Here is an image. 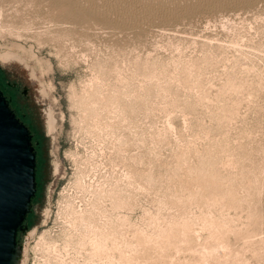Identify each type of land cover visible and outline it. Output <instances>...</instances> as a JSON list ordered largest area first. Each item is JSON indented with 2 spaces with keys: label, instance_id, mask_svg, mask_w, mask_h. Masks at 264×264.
Here are the masks:
<instances>
[{
  "label": "rangeland",
  "instance_id": "rangeland-1",
  "mask_svg": "<svg viewBox=\"0 0 264 264\" xmlns=\"http://www.w3.org/2000/svg\"><path fill=\"white\" fill-rule=\"evenodd\" d=\"M0 89L17 264H264V0H0Z\"/></svg>",
  "mask_w": 264,
  "mask_h": 264
},
{
  "label": "water",
  "instance_id": "water-1",
  "mask_svg": "<svg viewBox=\"0 0 264 264\" xmlns=\"http://www.w3.org/2000/svg\"><path fill=\"white\" fill-rule=\"evenodd\" d=\"M35 154L28 127L15 115L0 89V264H17L35 191Z\"/></svg>",
  "mask_w": 264,
  "mask_h": 264
},
{
  "label": "flooded vegetation",
  "instance_id": "flooded-vegetation-1",
  "mask_svg": "<svg viewBox=\"0 0 264 264\" xmlns=\"http://www.w3.org/2000/svg\"><path fill=\"white\" fill-rule=\"evenodd\" d=\"M52 121H53V118H52L51 112L49 111L48 114H47V125H48L49 128H51L52 125H53Z\"/></svg>",
  "mask_w": 264,
  "mask_h": 264
},
{
  "label": "bare ground",
  "instance_id": "bare-ground-1",
  "mask_svg": "<svg viewBox=\"0 0 264 264\" xmlns=\"http://www.w3.org/2000/svg\"><path fill=\"white\" fill-rule=\"evenodd\" d=\"M232 2V1H231ZM194 7V6H193ZM74 8V7H73ZM41 239V238H40ZM42 240V239H41ZM101 241H102V239H101ZM102 243V242H101ZM38 244V243H37ZM105 244V243H104ZM39 245H40V243H39ZM43 245V244H42ZM45 246V245H44ZM32 247V246H31ZM35 248V247H34ZM101 248V247H100Z\"/></svg>",
  "mask_w": 264,
  "mask_h": 264
},
{
  "label": "trees",
  "instance_id": "trees-1",
  "mask_svg": "<svg viewBox=\"0 0 264 264\" xmlns=\"http://www.w3.org/2000/svg\"><path fill=\"white\" fill-rule=\"evenodd\" d=\"M17 235H18V233H17Z\"/></svg>",
  "mask_w": 264,
  "mask_h": 264
}]
</instances>
